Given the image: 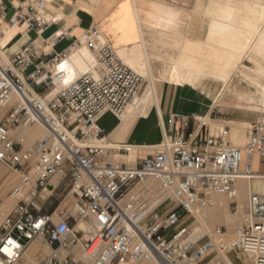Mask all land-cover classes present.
<instances>
[{
	"label": "built area",
	"instance_id": "1",
	"mask_svg": "<svg viewBox=\"0 0 264 264\" xmlns=\"http://www.w3.org/2000/svg\"><path fill=\"white\" fill-rule=\"evenodd\" d=\"M46 8L47 0H0V166L17 178L10 187L17 203L0 223V247L8 237L22 246L11 264H20L36 238L52 248L40 264H264V121L250 124L242 148L228 124L178 113L150 154L138 157L136 147L109 142L101 117L108 111L122 116L146 80L109 42L97 48L94 29L87 44L101 75L84 73L45 94L57 86L53 69L70 51L47 49L60 36L43 37L54 22ZM22 27L37 35L7 54L1 38ZM35 125L46 133L29 146L23 130ZM133 148L134 162L112 158ZM58 177L69 180L74 212L44 207ZM241 178L248 180L243 201ZM213 195L229 199L231 211L242 215L230 239L224 226L206 224ZM0 262L9 264L3 253Z\"/></svg>",
	"mask_w": 264,
	"mask_h": 264
},
{
	"label": "bare ground",
	"instance_id": "2",
	"mask_svg": "<svg viewBox=\"0 0 264 264\" xmlns=\"http://www.w3.org/2000/svg\"><path fill=\"white\" fill-rule=\"evenodd\" d=\"M204 1L205 3L198 0L194 12L187 16L190 19L185 32L179 29L182 20L173 7L155 3L142 15L143 7L139 0H133L138 14V30H127L121 25L119 30L110 32L114 37L113 42L100 30L95 36L96 47L109 42L122 61L148 82L146 93L149 96L154 92L156 82L161 80L190 86L210 81L220 86L217 97L219 101L234 93L242 105L264 114V0ZM144 21L148 24H144ZM14 34L15 31H7L1 38V45L7 46ZM87 40L88 37L83 36L80 45L72 47L67 57L53 69L57 85L55 92L63 84L72 82L84 73H92L95 77L101 75L97 69L99 64L95 52L89 48ZM130 41L133 42L129 43ZM234 76H239L247 84L248 91L231 88ZM220 121L231 124L233 143L244 147L247 142L246 129L250 127V123L234 119L212 120L214 123ZM28 130L33 139L45 129L35 125L25 128L23 133L27 135ZM132 155H137L134 148L128 156ZM252 184L257 186L258 182L254 181ZM6 185L9 186V183L6 182ZM237 185L240 188L239 199L245 198L248 195V180L238 179ZM8 188H3L4 194ZM213 196L218 204H223L220 197L222 195ZM12 197L4 196L2 206L5 211H9L17 203V199ZM226 206L229 204L226 203ZM229 214L223 218L220 209L213 207L209 212V219L231 226L234 220ZM78 227L87 228L83 223ZM145 263L156 264V261L150 259ZM23 264H35L31 253Z\"/></svg>",
	"mask_w": 264,
	"mask_h": 264
},
{
	"label": "crops",
	"instance_id": "3",
	"mask_svg": "<svg viewBox=\"0 0 264 264\" xmlns=\"http://www.w3.org/2000/svg\"><path fill=\"white\" fill-rule=\"evenodd\" d=\"M197 1L139 0L143 7L142 15H145L148 7L155 3L173 7L179 12V17L182 20L179 29L185 32L190 19L187 16H191L194 12ZM203 2L205 3L204 0ZM12 13L13 8L9 5L6 18L8 19ZM46 13L54 19V22L44 32V34L48 33V36L45 37L43 34V37L60 36L53 46H47V49L57 53L77 46L82 41V37L87 36V33L94 29L106 33L109 41L113 42L114 37L110 32L119 30L121 25H124L127 30L134 31H137L139 26L138 14L133 0H47ZM143 23L148 24L146 21ZM31 32L26 31L25 27L15 31L11 42L7 45V54L14 53L32 38ZM219 92L220 86L210 81L190 86L161 80L156 82V88L150 96L146 93L145 88L142 97L140 96L135 103L126 108L124 116H116L108 111L101 117L100 124L105 130V136L109 142L130 144L138 149L139 155L137 156L141 157L150 154L154 146L161 142L163 129L167 126L172 114L211 115L214 117L212 120H219L217 106L214 105L212 99L217 98ZM27 135L32 140V134L29 130ZM0 173H3L0 176V204H2L4 196L10 197L11 184L17 178L13 172L4 166H0ZM6 182L9 183V186L6 185ZM6 187L9 188L4 194L3 190ZM50 189L51 192L42 201L45 203L47 200H53L55 205L51 210L46 209V211H59L71 207L72 202H68V198L72 194L69 192V180L67 178L58 177L51 180ZM64 192H67L66 195ZM51 249L44 239L36 238L23 253L20 264L26 262L30 253L35 264H40L51 252Z\"/></svg>",
	"mask_w": 264,
	"mask_h": 264
},
{
	"label": "rangeland",
	"instance_id": "4",
	"mask_svg": "<svg viewBox=\"0 0 264 264\" xmlns=\"http://www.w3.org/2000/svg\"><path fill=\"white\" fill-rule=\"evenodd\" d=\"M36 35L37 34H36L35 31H32L30 33V36H32V38H34ZM44 36L45 37L48 36V33L44 34ZM78 45H80V44H78ZM246 64L249 65V63H246ZM98 68H99V66L97 67V69ZM33 70H34V65H32L29 68H27L26 73L28 74V73L32 72ZM233 78L234 79H232V82H231V88L233 90L234 89H237L239 91H248L249 87L247 86V84L242 79H240L239 76H234ZM147 85H148V82L146 81L144 90L147 87ZM54 89H55L54 86H50V88H48L46 90H43V91H45V94L51 95L52 93L55 92ZM144 90H143V92H144ZM143 92H142V94H143ZM212 99H213L214 105L217 106L218 119H222V120H233L234 119V120H238V121H248L250 124L252 122H254V121L259 120V119L260 120H264V114L263 113L259 112L255 108H250V107H247L245 105H242L241 102H240V100H238L236 94H234V93H231V94L227 95L226 97L223 98L222 101H219L216 97H214ZM213 123L214 122H212V124ZM214 124L226 125L227 123H225L223 121L222 122L220 121V122H215ZM228 125L231 127V124H228ZM247 130H248V128L246 129V132H247ZM45 133H46L45 130L42 131L40 134H38L37 136H35L31 141H28V145L30 146V145L34 144L39 138H41L42 136H44ZM112 158L114 160H117V161H125V162H134L135 159H136V157L133 156V155L132 156H124V157L118 156V155H116V156L113 155ZM66 193L67 192H64V195H66ZM46 195H48V193H46ZM217 196H219V195H217ZM6 197L7 196H5V198ZM220 197H221V202H223V204L220 203V202H219L220 204H218L217 199H215L214 196H213V201H215L214 202L215 203V206L214 207H216V208L218 207L220 209V213H221V216L223 218L226 217V215H228L230 213L229 215H231V217H232V219L234 221L231 223V226H230V224H227L225 222L212 221V220L209 219V215H208V217L206 219V224H207V226H209V228H214L215 226H224L227 229L226 239H230V238H232V235H233L234 231L236 230L239 222L242 220L241 219L242 218V215L234 214V212L231 211V208L229 206H226V203L227 204H230V200L227 199L224 196H220ZM12 198L15 199L14 197H12ZM246 198H247V196L245 198H241L240 200L243 201ZM68 200H69L68 202H72L73 203L74 202L73 196L70 195L69 198H68ZM3 202H4V197H3ZM42 202H44V201H42ZM2 205L3 204H0V223L3 221L4 216L7 215L8 212L14 207V206H12L9 209V211H5V209H3V206ZM54 205H55V201H53V200L52 201L47 200L44 203V207L47 210H51V208H53ZM69 210L71 212H74V209H73L72 206L69 208ZM54 221L55 222H58L59 219L57 217H55L54 218ZM71 223L72 224H75L73 221ZM146 263L143 262V263H140V264H146ZM243 263L244 264H251L250 262H247L245 259H244V262ZM132 264H139V263H132Z\"/></svg>",
	"mask_w": 264,
	"mask_h": 264
},
{
	"label": "clouds",
	"instance_id": "5",
	"mask_svg": "<svg viewBox=\"0 0 264 264\" xmlns=\"http://www.w3.org/2000/svg\"><path fill=\"white\" fill-rule=\"evenodd\" d=\"M21 247L22 246L19 244L18 241L14 240L11 237H8L4 241L3 246L0 247V253H3L5 256H7L9 264H11V261L14 260L15 257L18 255L17 250ZM0 264H3V262H0Z\"/></svg>",
	"mask_w": 264,
	"mask_h": 264
}]
</instances>
